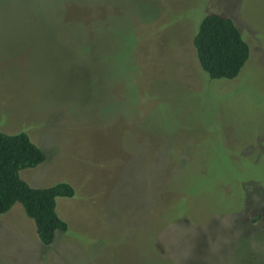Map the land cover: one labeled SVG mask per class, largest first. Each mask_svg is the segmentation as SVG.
<instances>
[{"label":"rangeland","instance_id":"1","mask_svg":"<svg viewBox=\"0 0 264 264\" xmlns=\"http://www.w3.org/2000/svg\"><path fill=\"white\" fill-rule=\"evenodd\" d=\"M212 11L250 44L234 78L196 55ZM0 131L75 188L51 244L0 214V264H264V0H0Z\"/></svg>","mask_w":264,"mask_h":264},{"label":"trees","instance_id":"2","mask_svg":"<svg viewBox=\"0 0 264 264\" xmlns=\"http://www.w3.org/2000/svg\"><path fill=\"white\" fill-rule=\"evenodd\" d=\"M193 45L201 68L211 78L236 77L250 56V44L234 20L216 11L203 16ZM45 159V152L27 133L0 131V214L20 203L34 220L40 240L48 245L58 231L68 230V222L57 211V202L61 197H73L75 188L68 182L32 187L22 179V169L34 167Z\"/></svg>","mask_w":264,"mask_h":264}]
</instances>
